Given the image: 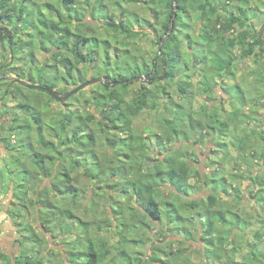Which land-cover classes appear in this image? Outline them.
<instances>
[{
	"label": "trees",
	"instance_id": "trees-1",
	"mask_svg": "<svg viewBox=\"0 0 264 264\" xmlns=\"http://www.w3.org/2000/svg\"><path fill=\"white\" fill-rule=\"evenodd\" d=\"M20 1L0 0V23L5 25L0 27V42L6 43L10 53L0 66L1 72L20 53L23 37L15 34L19 29L27 31L24 39L29 37L30 46L24 48L30 59L29 69H34L32 84L40 87L26 89L42 91L53 100L50 92H57L60 82L69 81L60 95L84 83H75L73 71H78L77 75L87 71L90 80L97 74L102 82L91 85L89 92L94 113L60 110L62 118L58 126H53L41 121V111L32 113L26 103L19 102L21 117L8 123V138L0 133V142L9 155L8 160L2 159L7 184L13 183L7 214L20 246L14 259L0 252V264H45L40 251L48 239L65 244L57 264H197L190 259L187 243H196L198 235L204 243L202 249L193 251L201 257L199 264H228L226 259L234 264L233 256L245 264H264V197L260 196L264 191V124H258L256 118L261 105L258 100L253 103L233 82L237 80L234 70L239 59L253 54L258 58L256 66L262 63L264 70V43L256 30L261 17L248 8L252 1L264 7V0H143L152 20L134 13L127 16L125 10L116 15L112 9H120L117 0H42L43 6L36 0L33 11L26 8L33 0H22L24 6L19 9ZM104 2L110 8L101 13L96 7ZM83 6L86 11L81 12ZM36 17L41 28L34 24ZM88 18L103 21L100 33ZM171 24L172 31L166 36ZM146 29L155 32L153 43L158 47L148 62L140 53L135 57L132 52L136 40L148 34ZM91 39L92 47L87 50ZM237 48L239 57L233 54ZM37 51L50 59L39 63L34 53ZM60 68L63 70L58 73ZM51 69L53 75L48 76ZM165 74L169 75V84L178 79L175 96L164 85L151 87ZM136 82L139 87L132 95L130 86ZM217 88L223 92L213 99ZM254 93L260 96L261 89ZM197 95L207 99L198 113L193 106ZM6 96L0 94L1 102ZM70 98L57 103L65 104ZM34 99L39 106L40 99ZM225 104L230 108L228 113ZM246 105L248 113L242 111ZM152 113L160 134L148 125L140 129L136 125L142 114ZM88 125L94 129L88 130ZM45 127L52 131L54 141L44 137ZM220 135L230 136L228 142H213L222 156L215 162L218 166L234 163L233 167L244 166L250 173V163L254 162L261 169L248 176L240 170L226 174L215 167L212 170L217 178L212 179L213 173L205 175L209 195L187 200L190 179L193 174L202 178L201 171L186 159L189 154L182 149L167 150L168 145L176 138L184 144L191 140L189 148L194 150L196 144L207 138L219 139ZM14 137L17 140L12 143ZM230 148L235 158L229 156ZM63 149L73 150L76 156H68ZM22 152H27L25 165L20 158ZM83 177L90 185L88 192L93 194L90 206H101L98 200L107 204V194L115 193L119 205H107L105 219L100 215L98 221L95 211L90 219L77 215L78 209H84L81 201L89 198L81 184ZM241 178L257 188H252L249 195L259 205L244 216L237 206L243 202L239 188L230 183V179L235 182ZM167 192L171 199L165 197ZM184 210L189 216H182ZM26 211L33 214L32 223L25 219ZM195 217L200 221L198 235L193 237L192 229L177 232L173 228L177 221L187 219L189 227L196 229ZM92 228L102 236H91ZM173 230V237L180 240H170ZM74 234V240L68 241ZM175 242L180 245L177 250L172 248Z\"/></svg>",
	"mask_w": 264,
	"mask_h": 264
},
{
	"label": "rangeland",
	"instance_id": "rangeland-1",
	"mask_svg": "<svg viewBox=\"0 0 264 264\" xmlns=\"http://www.w3.org/2000/svg\"><path fill=\"white\" fill-rule=\"evenodd\" d=\"M15 0H13L14 2ZM49 3H52V0H47ZM94 1V0H91ZM108 1V0H106ZM131 1V2H130ZM34 2H38L36 0H33V2H29L28 5L26 6V8L28 10H34L36 9L35 6L32 4H35ZM43 1H39V3H42ZM45 2H43L42 4H38V5H42ZM118 5H120V9H112L113 12H115L116 15H118V13L121 10H125L126 14L128 16V13H134L136 14L139 18L143 19V20H147V19H153L154 17L150 15V11L147 7V5L143 2V0H117ZM27 3H25L26 5ZM50 5V4H49ZM24 4L22 2V0L20 1L19 5H17V7L23 8ZM110 4L107 2H104L101 6H97L96 9H98L101 13H105L109 10ZM232 5L229 7V10H232ZM45 8V7H44ZM85 6H83L81 8V12H83L84 10L86 11V9H84ZM248 8L250 10H256L258 14H260L261 17V21L264 18L263 15V11H264V7L261 5H256L255 1H252L250 3V5L248 6ZM46 9V8H45ZM118 17V16H117ZM37 17L34 20V24L41 28L39 21H37ZM88 20L90 21L91 24H93V27L96 29V31H98V33L101 32L102 27H103V21L101 20H93L88 18ZM260 21V23L258 25H256V30L259 32L260 28H261V24L262 22ZM47 23V22H46ZM0 27H5V25L0 23ZM17 32H15L16 35L23 37V39L19 42V47H20V53L17 55V57H15L14 59V63L12 65H10V67L8 69H4L2 72L0 71V76H6V77H13V78H17V79H21L24 82L28 83L30 85H33V79L32 76L34 74V69L30 70V59L27 56V49L24 48L25 45H29V37L27 38V40L25 41L24 37L26 36L27 31H21L19 29L16 30ZM83 33L87 34L86 30H82ZM146 34L145 36L141 35L139 37L138 40H136V45H134L135 47H133L132 52L134 54V56L136 57L137 54L140 53L141 57H144L146 59V61H151V57H152V52H157V46L153 43L154 42V38H155V32H153L150 29H146L145 31ZM103 34V33H102ZM103 35L106 36V34L104 33ZM88 36V35H86ZM38 37V35H37ZM165 37V36H164ZM263 38H264V32H263ZM92 39L90 41L89 44L86 45V49H90L92 47L91 45ZM2 43L0 42V45ZM30 46V45H29ZM113 49V48H112ZM0 51L2 52V55L0 56V66L3 65V62L7 59L10 58V53L8 52L6 43L2 44V48L0 49ZM113 50H111L110 52L112 53ZM35 53V57L37 59V61L39 63H42L46 58L50 59V56L39 53L34 52ZM142 53V54H141ZM241 53V51L239 50V48L235 49L233 51V54L236 57H239V54ZM69 56L71 54H68ZM134 57V58H135ZM258 61V58L255 57L253 54L243 60L239 59L238 61H236V69L234 70V73L236 75L237 80L233 81L238 83L241 88L245 91L247 97L253 101L258 100V104L261 105V107L257 108V119H259L258 124H264V108L262 106H264V87H261V84L264 85V81H263V77H264V70L262 69V63H258L259 66H256V62ZM49 62V61H48ZM100 66V65H99ZM60 71H58V73L62 72V68L59 69ZM48 72V71H47ZM54 69L50 70V73H48V76L53 75ZM78 71H73V76H76V81L75 83L80 84L83 83L87 80H90L91 76L89 75V73L87 71L82 72V74L77 75ZM263 74V77H261L259 74ZM98 76L97 74H94V79L98 78L96 77ZM192 76L193 73H192ZM169 79V75L168 78L161 80L160 77H158L155 81L154 84L151 85V87H156V86H160V85H164L167 90L171 93L170 95H174V90H175V86L177 85V78H174V83L175 84H169V82H167L166 80ZM32 81V82H30ZM71 83V82H70ZM69 84V81H62L58 84L59 86V90L57 91L60 94H64V87H67ZM5 85L6 83H2L0 85V94L3 93V90L5 89ZM139 87V82L133 83L130 86V90L132 92V95L136 93L137 88ZM93 86L87 87L86 92L81 93L80 95L77 93L75 94L72 98H70L67 103L65 104H58L54 99L52 100L46 93H43L42 91L38 92V91H33L31 89H26V88H20L17 85L16 86H10L6 99L3 100L0 103V133L2 134L3 137L8 138L9 134H8V123H10V120L14 119L16 116H20L21 112V108L19 106V102L21 103H26L31 111H33L32 113H35V111H41V121L44 122V124H50L53 126H58V122L61 120V116L59 115L60 110L62 111H66V112H78L82 115L85 114H89L93 112V106L92 103L90 101L91 95H90V91L92 90ZM257 89H261V94L260 96L259 93L256 96V94L254 93L255 90ZM223 91H221L219 88H217L213 94L212 97L214 98H220L221 94ZM132 95H130L127 98H130ZM35 97L40 99V103L38 106V103L36 102V100L34 99ZM4 98V97H3ZM256 98V99H255ZM174 99H176V97H174ZM49 100V101H48ZM206 97H204L203 95H197L196 96V100H194V109L196 110V112L198 113L199 110L201 108H203L207 103H206ZM51 101V102H50ZM55 101V102H54ZM54 102V103H53ZM47 104V105H43V104ZM58 104V105H57ZM49 105V106H48ZM250 105V104H249ZM252 105V104H251ZM47 106V107H46ZM41 108V109H40ZM224 108L226 110V112L228 113V111H230V108L228 105H224ZM221 112H223V110H219ZM242 111L245 113H248L250 111V108H248V105L244 106L242 108ZM94 113V112H93ZM207 113V111H206ZM147 115V116H146ZM142 114L141 117H139V119L137 120L136 125L138 126V128L140 129L143 126H150L151 131H156L159 132V127L156 122V116L152 113L150 115L148 114ZM197 116V115H196ZM262 116V117H259ZM21 117V116H20ZM29 121V120H28ZM30 122V121H29ZM26 123H28L26 121ZM24 124V123H22ZM255 124V123H254ZM243 127V126H242ZM2 129H4V131H2ZM94 129V126L92 125H88V130ZM33 133V131H32ZM160 134V132H159ZM230 136V135H229ZM229 136L226 137L224 135H220L219 139L217 137H215V139H210L207 138L204 141L201 142V144H196L194 147V150H191L189 148V145L192 143V141L190 140L187 143H182L179 141V139L176 138V141H174V143L172 145H168L167 150H183V153H187L190 156L186 159H189L190 164L192 166H194V169L199 168V170L201 171V176L202 178H197L195 174H193V177L190 179V184H191V191H189V196L187 198V200H191V199H202L205 198L206 196L209 195V186H205L204 185V180H205V175L208 174H212V177H208L209 179H214L217 178V174L215 173V171L213 172V170L215 169V167H220V169L226 173V174H231V173H235L237 170L241 173H243L244 175L247 174L248 176L255 174L259 168L261 169V167L259 165H256L254 162L250 163L252 166V171H250V173L247 172V168L244 166H240L239 168L233 167L234 163H226V165L222 164L220 166H218L215 162H219L221 159V152H220V148L215 146L213 142H228L229 140ZM44 137L45 138H50L54 141L55 138H53V134L52 131L45 127L44 130ZM153 139V138H152ZM17 140L16 137H14V139H12V143L15 142ZM150 143V141H149ZM18 147V145H16ZM16 147V148H17ZM161 151V149H160ZM7 149L5 147V145L3 143L0 142V252H4L6 253L9 257H11V259H14L18 254H19V250H20V246L17 243L16 239H18L17 236V232L15 231V227L13 225V222L11 220V218L8 216L7 212L8 210L11 208V202H12V181H10L8 184V176H7V172L5 169V164L3 162V158L5 160H8L9 155L7 154ZM63 153L67 154L68 156H71L72 158L74 156H76V152H74L71 149H63ZM23 155L20 156L22 163L24 164L26 162V160H28V158L26 157L25 154H27V152H22ZM229 156H232L235 158V152L233 151L232 148L229 149ZM212 161V162H211ZM2 163V164H1ZM25 165V164H24ZM256 165V166H255ZM145 168V166H143ZM146 169V168H145ZM144 169V171H145ZM213 169V170H212ZM11 170H13L11 168ZM246 178V177H245ZM201 179V180H199ZM230 183L232 184L233 187L239 188V192L238 195L242 196V201L238 206L239 211L241 212L240 214H242L243 216L245 215V213H249L250 211H254L255 208H257L259 205L257 203H254L253 199L251 198V196L249 195V191L254 188V190H256L257 188L252 186L251 181L245 180L243 178L233 182L230 179ZM81 184L83 187H85V192L89 193V198L83 202H82V206L84 209H78L76 211L77 215H80L82 218L84 219H90L93 217L94 212L95 211V215L97 216L96 219L99 221L100 220V215H102V219L106 218V214L104 213L105 209H107V205H111L113 203L116 202L115 200V193L112 194H107L109 200L107 204H103L101 203L99 200V205L101 204V206H99L97 208V206H90L88 204L89 200L92 198V192H88L90 189V185L86 182V179L83 177L81 179ZM168 193V192H167ZM261 197H264V191H262L260 193ZM165 197L170 198L169 193L167 195H165ZM230 199H232V197H229ZM98 199V198H97ZM171 199V198H170ZM264 199V198H263ZM233 200V199H232ZM232 200L229 201V203H232ZM263 201V200H262ZM131 203L134 204V200L133 198H131ZM115 205H119L118 203H115ZM264 206V205H263ZM182 212V216H189L187 211H181ZM196 214V213H195ZM25 219L27 221H32L33 219V214L30 211H26V213L24 214ZM199 218L194 219L193 223L194 225L197 226V228L195 229V227H189V222L187 219H185L183 222L177 221L176 224L173 226V228H177V232L179 231H183V228L185 229H192L191 230V234L192 236H196L199 234ZM32 223V222H31ZM178 223H180L181 225H179ZM89 234L91 236H95L96 238L99 237L100 235L102 236L101 233H97L94 232V228H92L91 230H89ZM171 238L170 240H180L179 237L174 238V230L170 232ZM75 234L72 237H69L70 239L68 241H73L75 238ZM104 237L106 235H103ZM22 244L24 242H21ZM237 243L240 244L241 243V239L237 240ZM204 243H201L200 241V237L198 235V241H196V243L194 241H190L187 243V251L188 253H190V259L191 261H193L194 263H201L200 259L201 257L196 254L195 252H193L195 249L196 250H200L202 249ZM180 247V245L178 243H174V245L172 246L173 249L177 250ZM134 248V246H132V249ZM65 249V244L61 243L60 241L57 240H52V239H48V241L46 242V246L43 247V250L40 251V257H42L43 262L45 264H57L58 258H60V256L63 257V254ZM135 249V248H134ZM263 249V248H262ZM61 251V252H59ZM61 254V255H60ZM162 259L167 260L165 257H162ZM170 256H168V260L170 261ZM231 261H233L234 264H245L246 262H244L243 260L238 259V256H233V258L231 259ZM224 262L230 264L228 261V259L224 260Z\"/></svg>",
	"mask_w": 264,
	"mask_h": 264
},
{
	"label": "water",
	"instance_id": "water-1",
	"mask_svg": "<svg viewBox=\"0 0 264 264\" xmlns=\"http://www.w3.org/2000/svg\"><path fill=\"white\" fill-rule=\"evenodd\" d=\"M172 31V24L170 25V28L166 34L169 35V33ZM263 32H264V23L262 24L259 32H258V37L259 39L264 43V38H263ZM163 37V39L161 40L160 46L162 45L164 39L166 38ZM164 79L168 78V75L165 74L163 76ZM9 83L12 84H17L18 86L24 87V88H28V87H32L33 89H40L39 86H34V85H30L29 83L24 82L23 80L17 79V78H13V77H9L6 78ZM144 79V77L141 78V80ZM102 82V78H96V79H91V80H87L86 82H84L83 84H80L79 86L75 87L74 89L70 90L67 94L65 95H60L57 92H50V95L54 98V100L58 103L67 100L68 98H70L71 96L77 94L79 91L94 85L96 83ZM45 91H48L47 89H45ZM49 92V91H48Z\"/></svg>",
	"mask_w": 264,
	"mask_h": 264
},
{
	"label": "flooded vegetation",
	"instance_id": "flooded-vegetation-1",
	"mask_svg": "<svg viewBox=\"0 0 264 264\" xmlns=\"http://www.w3.org/2000/svg\"><path fill=\"white\" fill-rule=\"evenodd\" d=\"M264 23V20L262 21V24ZM261 24V26H262ZM1 70V69H0ZM6 78H9V77H6V76H3V77H0V84L1 82H6V85H5V89L3 90V93L4 94H7L8 93V90H7V86H13V85H17V84H10L9 81L6 79ZM0 103H1V98H0Z\"/></svg>",
	"mask_w": 264,
	"mask_h": 264
},
{
	"label": "crops",
	"instance_id": "crops-1",
	"mask_svg": "<svg viewBox=\"0 0 264 264\" xmlns=\"http://www.w3.org/2000/svg\"><path fill=\"white\" fill-rule=\"evenodd\" d=\"M245 239H246V237H245ZM231 247H232V246H231ZM231 247H230V248H231Z\"/></svg>",
	"mask_w": 264,
	"mask_h": 264
},
{
	"label": "clouds",
	"instance_id": "clouds-1",
	"mask_svg": "<svg viewBox=\"0 0 264 264\" xmlns=\"http://www.w3.org/2000/svg\"><path fill=\"white\" fill-rule=\"evenodd\" d=\"M21 80V79H20Z\"/></svg>",
	"mask_w": 264,
	"mask_h": 264
}]
</instances>
